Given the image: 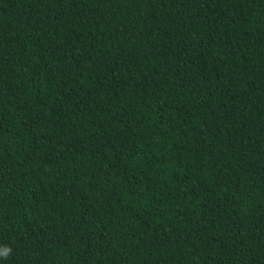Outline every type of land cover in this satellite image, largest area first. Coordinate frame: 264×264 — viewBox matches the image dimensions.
I'll return each instance as SVG.
<instances>
[{
  "label": "trees",
  "instance_id": "16d2710c",
  "mask_svg": "<svg viewBox=\"0 0 264 264\" xmlns=\"http://www.w3.org/2000/svg\"><path fill=\"white\" fill-rule=\"evenodd\" d=\"M0 264H264V0H0Z\"/></svg>",
  "mask_w": 264,
  "mask_h": 264
},
{
  "label": "clouds",
  "instance_id": "9594fccd",
  "mask_svg": "<svg viewBox=\"0 0 264 264\" xmlns=\"http://www.w3.org/2000/svg\"><path fill=\"white\" fill-rule=\"evenodd\" d=\"M12 253V249L9 246L0 247V258H8Z\"/></svg>",
  "mask_w": 264,
  "mask_h": 264
}]
</instances>
